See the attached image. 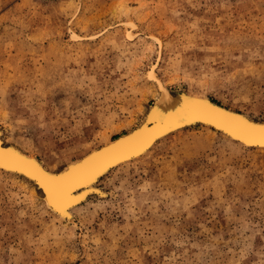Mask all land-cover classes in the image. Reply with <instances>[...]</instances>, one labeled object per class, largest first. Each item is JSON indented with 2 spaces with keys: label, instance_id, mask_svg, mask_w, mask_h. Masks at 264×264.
I'll return each mask as SVG.
<instances>
[{
  "label": "rangeland",
  "instance_id": "374dc122",
  "mask_svg": "<svg viewBox=\"0 0 264 264\" xmlns=\"http://www.w3.org/2000/svg\"><path fill=\"white\" fill-rule=\"evenodd\" d=\"M152 70L175 81L171 93L264 121V0H0V130L49 169L71 162L60 147L77 114L69 100L89 109L78 133L87 151V137L103 145L142 122L157 96ZM29 182L0 172V264H233L245 236L246 259L264 260V150L204 127L116 168L71 222ZM230 205L248 216L243 227Z\"/></svg>",
  "mask_w": 264,
  "mask_h": 264
},
{
  "label": "snow or ice",
  "instance_id": "6c2138e0",
  "mask_svg": "<svg viewBox=\"0 0 264 264\" xmlns=\"http://www.w3.org/2000/svg\"><path fill=\"white\" fill-rule=\"evenodd\" d=\"M69 31L71 30L69 29ZM71 36L74 41L86 38L94 39V37L78 36L75 33H71ZM131 38L129 36V39ZM147 78L153 82L157 96L163 95L167 106L161 107L158 104L150 111H145L142 123L129 134L119 139L113 138L112 141L99 145L101 134L97 133L95 138L87 137L92 143L88 144L87 151H84V140L79 138L78 133L88 131L84 125L91 120L89 109L80 108L76 101L69 100L68 103L73 106L77 114L69 117L72 135L68 137L66 145L62 144L60 147L64 148L63 155L69 156L70 160L74 162L65 165L62 158L48 160L47 163L50 166L59 165L54 170H48L38 163L40 157L32 158L11 148L3 147L0 148V170L22 173L26 178H30V182H35L38 189L42 190L41 195L46 198L47 204L58 213L67 215L69 208L76 205L78 201L84 200V196L87 194L84 190L89 186L105 180L121 163L131 162L133 158H139L141 154L151 151L155 147L153 142L158 137H163L165 133L180 128L182 125L202 122L223 130L235 141L243 142V145H259L264 148V123H254L251 118H244L234 114L233 111L217 107L210 102L209 98L184 95L174 99L168 96V92L171 91L168 85L175 81L170 80L167 75L158 79L156 74L148 72ZM252 103L253 101L250 100L246 106L250 107ZM259 111L264 113V93H262V99L259 102ZM27 124L28 121H20L21 129L23 130ZM39 127L44 129L46 124L41 123ZM41 135L43 136V132ZM93 145L97 146L93 147ZM81 152H83L82 156ZM53 155L55 156V153ZM77 192L81 194L77 195ZM196 211L194 208L188 209V215L192 218V222H195ZM240 211L233 209L230 205L226 209V215L229 220H232L234 216H240L241 227H243L248 222V216H241ZM262 217H264V212H262ZM260 231L264 234V227ZM249 243L250 238L245 236L243 245L236 253L239 258L234 259L233 264H251L246 259L252 251ZM145 264H151V262L146 261ZM260 264H264V260Z\"/></svg>",
  "mask_w": 264,
  "mask_h": 264
},
{
  "label": "bare ground",
  "instance_id": "6f19581e",
  "mask_svg": "<svg viewBox=\"0 0 264 264\" xmlns=\"http://www.w3.org/2000/svg\"><path fill=\"white\" fill-rule=\"evenodd\" d=\"M151 72H153V74H156L153 70H152ZM156 75H157V74H156ZM157 77H158V76H157ZM158 79H159V77H158ZM166 91H167V89H166ZM184 95H189V96H192V97H195V98H209V97H207V96L200 95V94H197V93H184V92L171 93L170 91L168 92V96H170V97H172V98H174V99H175V98L182 97V96H184ZM155 99H156V100L154 101L153 105H152L150 108H148L147 111H150L152 107H155V106H157L158 104H159L161 107H166V106H167V104H166V102H165V100H164V98H163V95H161V96H156ZM209 100L212 101V102H214V100H212V99H210V98H209ZM214 103L217 104V105H219V104L216 103V102H214ZM219 106H223V105L221 104V105H219ZM224 107H225V106H224ZM225 108H227V107H225ZM227 109H229V110H233V109H230V108H227ZM234 111H235V110H234ZM235 112H238V113L244 114V113L239 112V111H235ZM244 115H245V114H244ZM252 119H253V118H252ZM254 120H255V119H254ZM142 121H143V120H142ZM255 121H256V122H264V121H259V120H255ZM141 123H142V122H141ZM195 126H200V127H204V128H206V129H210V130L213 131V133H214V132H215V133H219V134L223 135L227 140H229V141L232 142V143L237 144V145L240 146V147L249 148V149H257V150H264V148H261L259 145H243V142L235 141L234 138L229 137L227 133L223 132V130L216 129L214 126L205 125V124H203L202 122H195V123L192 124V125H182L180 128L172 129V130H170L169 132L165 133L163 137H158L157 140L154 141L153 143L156 145L158 142L162 141L163 139H165V138L171 136L172 134H174V133H176V132H178V131H180V130L186 128V127H195ZM136 127H137V126H136ZM133 129H134V128H133ZM133 129H132V130H133ZM132 130H131V131H132ZM131 131H129V132H127V133H125V134H123V135L117 137L116 139L122 138L124 135L129 134ZM112 140H113V139H112ZM112 140H106V141L104 142V144H106V143H108V142H110V141H112ZM99 145H100V144H99ZM3 147L11 148V149H13L14 151H18V152H20L22 155H27V156H30V157H32V158H37L35 155H32V154L26 153V152H24L23 150H21L19 147L15 146V145H12V144H8V143H6L5 140H4V138H3L2 131L0 130V148H3ZM148 152H149V151H147L146 154H147ZM146 154H141V156H140L139 158H133V159L131 160V162L140 159L141 157H143V156L146 155ZM71 162H74V161H71ZM131 162H123V163H121L120 166L125 165V164H128V163H131ZM38 163H40L42 166H44V167L47 168L48 170H52V169H49L48 167H46V166L43 164V162H41L40 160H38ZM120 166H119V167H120ZM116 168H118V167H115V169H116ZM0 172H1V173L3 172V173H5V174H7V175H9V176H12V177H18V178L21 177V178H23V179H26V180L30 181V178H26L22 173H13V172H11L10 170H0ZM29 183H30V182H29ZM32 183H33V185L35 186L34 189H33V193H34V192L41 193L42 190H39V189H38V185H36L35 182H32ZM84 191H86V193H87V194L84 196V200H83V201H78L76 205H74V206H72L71 208H69V209L67 210V215H64V214L58 213L55 209H52V208L47 204L46 198H45L44 196H43V199H44V202H45L47 208L50 209V210H51V211H52L57 217H59L60 219H65V220L67 219L68 221L71 222L72 219L74 218V217H73V209H75V208H77L78 206L82 205V204H83L84 202H86V201L89 199V197L92 196V195H97V196L103 197V196H105L106 193H107L106 191H104V190L102 189V187L100 188V187L98 186V184H93V185L89 186V188L86 189V190H84ZM76 194H77V195H80L81 193H80V192H77Z\"/></svg>",
  "mask_w": 264,
  "mask_h": 264
},
{
  "label": "water",
  "instance_id": "95a60500",
  "mask_svg": "<svg viewBox=\"0 0 264 264\" xmlns=\"http://www.w3.org/2000/svg\"><path fill=\"white\" fill-rule=\"evenodd\" d=\"M211 103H214V102H212V101H210ZM215 104V103H214ZM217 107H220V108H222V109H224V110H228V111H233L234 112V114H236V115H241V116H243L244 118H251L250 116H248V115H244V114H241V113H238V112H235L234 111V109L233 110H229V109H227V108H225L224 106H219V105H217V104H215ZM252 119V118H251ZM252 121L254 122V123H257V124H262V123H264V122H256L254 119H252Z\"/></svg>",
  "mask_w": 264,
  "mask_h": 264
},
{
  "label": "trees",
  "instance_id": "16d2710c",
  "mask_svg": "<svg viewBox=\"0 0 264 264\" xmlns=\"http://www.w3.org/2000/svg\"><path fill=\"white\" fill-rule=\"evenodd\" d=\"M214 102L218 103L220 105V102H218L217 100L214 99Z\"/></svg>",
  "mask_w": 264,
  "mask_h": 264
}]
</instances>
